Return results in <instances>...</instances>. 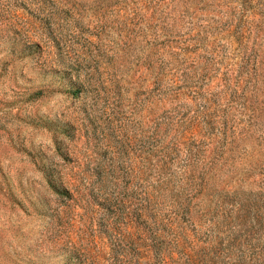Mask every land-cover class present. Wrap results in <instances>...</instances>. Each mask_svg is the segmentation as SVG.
<instances>
[{"label": "rangeland", "instance_id": "374dc122", "mask_svg": "<svg viewBox=\"0 0 264 264\" xmlns=\"http://www.w3.org/2000/svg\"><path fill=\"white\" fill-rule=\"evenodd\" d=\"M264 264V0H0V264Z\"/></svg>", "mask_w": 264, "mask_h": 264}, {"label": "trees", "instance_id": "16d2710c", "mask_svg": "<svg viewBox=\"0 0 264 264\" xmlns=\"http://www.w3.org/2000/svg\"><path fill=\"white\" fill-rule=\"evenodd\" d=\"M239 264H243V263H239Z\"/></svg>", "mask_w": 264, "mask_h": 264}]
</instances>
